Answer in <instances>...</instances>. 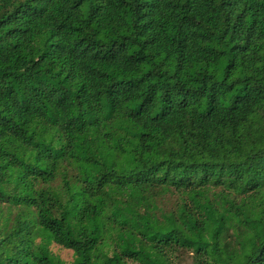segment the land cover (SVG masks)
I'll return each instance as SVG.
<instances>
[{"label": "trees", "instance_id": "trees-1", "mask_svg": "<svg viewBox=\"0 0 264 264\" xmlns=\"http://www.w3.org/2000/svg\"><path fill=\"white\" fill-rule=\"evenodd\" d=\"M0 264H264V0H0Z\"/></svg>", "mask_w": 264, "mask_h": 264}, {"label": "rangeland", "instance_id": "rangeland-1", "mask_svg": "<svg viewBox=\"0 0 264 264\" xmlns=\"http://www.w3.org/2000/svg\"><path fill=\"white\" fill-rule=\"evenodd\" d=\"M62 255H63V257H65L67 259H69L71 257V253L70 252H67V251L62 252Z\"/></svg>", "mask_w": 264, "mask_h": 264}]
</instances>
